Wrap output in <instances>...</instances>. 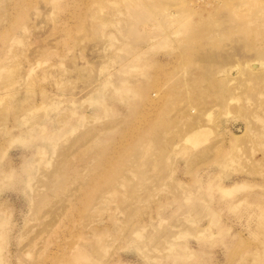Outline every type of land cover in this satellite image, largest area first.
<instances>
[{
	"label": "rangeland",
	"instance_id": "374dc122",
	"mask_svg": "<svg viewBox=\"0 0 264 264\" xmlns=\"http://www.w3.org/2000/svg\"><path fill=\"white\" fill-rule=\"evenodd\" d=\"M250 60L264 0H0V264H264Z\"/></svg>",
	"mask_w": 264,
	"mask_h": 264
},
{
	"label": "bare ground",
	"instance_id": "6f19581e",
	"mask_svg": "<svg viewBox=\"0 0 264 264\" xmlns=\"http://www.w3.org/2000/svg\"><path fill=\"white\" fill-rule=\"evenodd\" d=\"M227 55H228V59H231V61H234V62H235V57H234V55H233V57L230 56L229 53H227ZM202 59H203V58H202ZM256 62H260L261 65L258 66V67H256V66L254 65ZM247 66H248L251 70H252V67H253L256 71H259V70H261V69L264 68V60H263V61H259V60H250V61H248ZM254 69H253V70H254ZM241 74L243 75L242 72H241ZM244 74H245V73H244ZM252 75H254L253 72H252ZM255 76L257 77V75H255ZM262 77H264V76H262ZM231 78H233V77H230V76H229V77H228V80L231 79ZM190 110H191V111H194L193 108H191Z\"/></svg>",
	"mask_w": 264,
	"mask_h": 264
},
{
	"label": "water",
	"instance_id": "95a60500",
	"mask_svg": "<svg viewBox=\"0 0 264 264\" xmlns=\"http://www.w3.org/2000/svg\"><path fill=\"white\" fill-rule=\"evenodd\" d=\"M254 65H255L256 67H258V66L261 65V63H260V62H256Z\"/></svg>",
	"mask_w": 264,
	"mask_h": 264
}]
</instances>
